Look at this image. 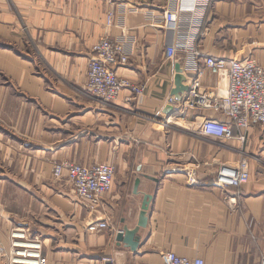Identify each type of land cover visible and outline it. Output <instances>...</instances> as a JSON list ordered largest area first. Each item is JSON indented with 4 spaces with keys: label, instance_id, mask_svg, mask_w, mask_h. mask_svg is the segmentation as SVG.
Wrapping results in <instances>:
<instances>
[{
    "label": "crops",
    "instance_id": "crops-1",
    "mask_svg": "<svg viewBox=\"0 0 264 264\" xmlns=\"http://www.w3.org/2000/svg\"><path fill=\"white\" fill-rule=\"evenodd\" d=\"M167 4L0 0V118L12 128L0 126V157L6 161L0 182L22 191L24 213L31 200L38 204V218L24 228L37 230L47 264H162L167 252L204 264H259L264 258V126L252 124L243 143L208 139L200 135L201 121L226 122L223 114H182L166 103L175 64L189 90L196 86L214 96L227 85L202 59L187 65L179 55L165 57L171 39L161 28ZM102 38L129 51L116 73L143 86L140 100L123 90L105 104L85 93L92 47ZM198 51L225 60L251 58L264 69V0H212ZM242 157L249 164L248 182L237 190L214 188L218 166ZM15 161L28 170L21 181L4 169ZM60 162L113 167L99 209L88 212L65 178L50 183L52 166ZM190 172L197 186L187 185ZM144 195L152 198L147 223L131 251L115 237L124 227H136ZM103 221L106 230L87 232Z\"/></svg>",
    "mask_w": 264,
    "mask_h": 264
},
{
    "label": "built area",
    "instance_id": "built-area-1",
    "mask_svg": "<svg viewBox=\"0 0 264 264\" xmlns=\"http://www.w3.org/2000/svg\"><path fill=\"white\" fill-rule=\"evenodd\" d=\"M212 0H168L162 11L161 28L170 33L171 39L164 46V55L172 60L177 55L181 62L195 65L201 59L203 66L211 74L224 76L226 89L221 94L209 95L200 93L195 86L188 93H183L176 100L167 99V104L175 107L179 113L188 110H212L223 114L227 121L203 119L200 135L218 141L232 140L244 142L243 134L252 124L264 126V69L251 58L243 60H225L204 56L198 51V43L205 28L206 18ZM111 13L106 16V25H110ZM94 57L86 69L85 93L99 99L105 104L113 103L123 90L128 91L138 100L144 88L117 75L116 69L127 64L129 51L122 42L102 38L92 47ZM181 68V66H180ZM234 130L240 132L234 135ZM53 178L65 180L70 184L74 197L88 212L100 208L102 197L111 188L114 169L109 164L83 166L72 162L54 165ZM188 186H197L195 173L190 172ZM249 180V164L242 157L234 164L218 166L212 186L220 191L239 189ZM108 228L105 221L93 222L87 232L96 233ZM7 248H0L6 264H47L43 254L41 240L22 229L12 228L8 235ZM162 264H204L201 258L189 259L167 252L162 256ZM106 264H112L105 259ZM264 264V258L259 260Z\"/></svg>",
    "mask_w": 264,
    "mask_h": 264
},
{
    "label": "rangeland",
    "instance_id": "rangeland-1",
    "mask_svg": "<svg viewBox=\"0 0 264 264\" xmlns=\"http://www.w3.org/2000/svg\"><path fill=\"white\" fill-rule=\"evenodd\" d=\"M0 126L8 130L12 129L1 118H0ZM5 162H2L1 157H0V165L3 166L2 163H5ZM60 163H63V162H60ZM56 164L58 163H55L54 165ZM101 164H104V163H101ZM54 165L52 166V171H53ZM4 169L7 170L8 172H12L15 175V177L19 178L20 181L21 179H23V175H25L26 173L28 174V170H26L27 168L19 164L18 161L10 162V164L8 165L5 164ZM51 179L53 180V181H50L51 184L57 183L54 180V178H51ZM32 187L33 185H31V188ZM23 195L24 194L22 193L21 190H18L15 187H12L10 185L5 186L4 183L0 182V248L2 247L4 248V250L5 248L8 247L7 246L8 235L12 228H17V229H22L24 231H27L31 233V236H37L41 240V243H42V239L37 234V230L35 229L28 230L24 228L25 226L24 222L27 223L30 221V219H32L34 222V218H38L37 216L38 204L34 200H31L30 209H28V207L26 206L27 211H25L24 213V200L26 201V197L24 199ZM101 202H102V199H101ZM26 204H29L28 200ZM6 212L12 213L14 215L13 216L12 214L8 215L6 214ZM42 247H43V254H44L43 243H42ZM3 255L4 253H0V264H6Z\"/></svg>",
    "mask_w": 264,
    "mask_h": 264
},
{
    "label": "water",
    "instance_id": "water-1",
    "mask_svg": "<svg viewBox=\"0 0 264 264\" xmlns=\"http://www.w3.org/2000/svg\"><path fill=\"white\" fill-rule=\"evenodd\" d=\"M174 72H175L174 88L171 91V96L174 97L176 100H178L180 98V95L189 92V88L188 86H184L181 84L183 81V76L181 74L180 64H175ZM137 185L138 182L136 181L134 186V193H136ZM151 199L152 198L150 195L143 196L136 227L133 229H127L126 227L122 228V230L116 234L115 237L116 243L123 244L131 251L136 250L138 246V237H136V234L140 228H144L146 226L147 223L146 212L148 210V205Z\"/></svg>",
    "mask_w": 264,
    "mask_h": 264
}]
</instances>
